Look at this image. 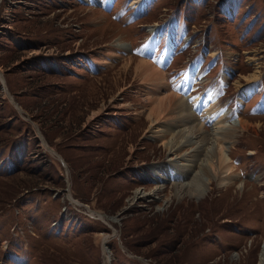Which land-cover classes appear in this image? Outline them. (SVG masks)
<instances>
[{
    "label": "rangeland",
    "instance_id": "374dc122",
    "mask_svg": "<svg viewBox=\"0 0 264 264\" xmlns=\"http://www.w3.org/2000/svg\"><path fill=\"white\" fill-rule=\"evenodd\" d=\"M141 58L189 107L215 92L206 109L247 120L230 187L154 179L192 144L149 135L164 90ZM0 72V264H264V0H0Z\"/></svg>",
    "mask_w": 264,
    "mask_h": 264
},
{
    "label": "bare ground",
    "instance_id": "6f19581e",
    "mask_svg": "<svg viewBox=\"0 0 264 264\" xmlns=\"http://www.w3.org/2000/svg\"><path fill=\"white\" fill-rule=\"evenodd\" d=\"M152 28H154L155 31L156 27ZM147 40L148 39H146V43L141 47L143 48V52H148L153 45V40ZM157 44H159V42ZM168 44L173 45L171 40L167 41V45ZM166 56V58H169V54ZM165 61L166 59L163 60V63ZM131 66H133V70L136 71V75L142 77V82L147 83L149 81H156L159 86L162 85L161 87L164 90L163 93H158L160 96L155 99V104L149 111L148 119L151 121V124L147 128L149 135L160 136L162 138L170 135V137L163 142V146L167 149L168 155L176 154L183 145L192 144V147L184 154L168 158L169 162L179 163L177 165L180 167L179 170L167 173L162 172V175H160L161 173L154 169L156 176H154V179L159 181L174 178L176 182L173 183V185L177 193L187 192L189 195L196 196H200L203 190L208 188L212 181H216L219 186L230 187L231 182H233L236 176L232 174L233 165L228 150L226 149L227 147L224 144L225 137L227 133L231 136L236 134V131L240 130L238 127L244 130L247 120L238 118L236 122L227 124L221 112L227 111L230 114L229 109L225 111L219 110L218 112L215 110L210 112V107L206 109L205 107L208 105L211 107L214 106L216 109L219 107L220 104L217 105L215 92L214 94L210 92L209 95L206 96L207 98L204 97L206 98L204 102H202V95L199 96V99L191 98V107H189L185 98L191 97L189 95L191 88L190 90L184 88V86L189 83H184L182 86V92H185H183L185 98L171 91L170 84L167 85V82H165L166 80L164 79L163 72H161L150 60L141 58L135 62L132 61ZM188 66L194 72L197 70L195 66L191 64ZM201 106H203L202 113L209 111L207 115L211 116L213 119H211L213 122L212 133L206 132L207 130L203 125V118H201L199 114ZM153 120H155V122H152ZM159 121H162V124L160 123L159 125ZM171 125L175 128L169 129ZM189 155H191L190 158ZM163 174H167L166 177ZM161 186H155L152 192L136 190L131 199L149 201L155 194L161 191ZM74 202L76 203V201Z\"/></svg>",
    "mask_w": 264,
    "mask_h": 264
},
{
    "label": "water",
    "instance_id": "95a60500",
    "mask_svg": "<svg viewBox=\"0 0 264 264\" xmlns=\"http://www.w3.org/2000/svg\"><path fill=\"white\" fill-rule=\"evenodd\" d=\"M0 76H1V78H2V72H0ZM14 104H15V106H17V108H20V107H18V105L14 102ZM21 110V109H20Z\"/></svg>",
    "mask_w": 264,
    "mask_h": 264
}]
</instances>
